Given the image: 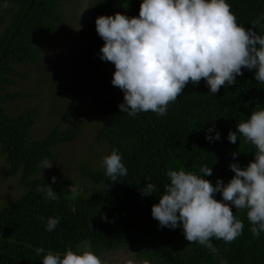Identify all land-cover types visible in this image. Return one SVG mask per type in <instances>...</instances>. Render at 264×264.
Listing matches in <instances>:
<instances>
[{"label": "trees", "instance_id": "trees-1", "mask_svg": "<svg viewBox=\"0 0 264 264\" xmlns=\"http://www.w3.org/2000/svg\"><path fill=\"white\" fill-rule=\"evenodd\" d=\"M9 1L13 4L9 20L0 30V153L8 165L4 177L19 175L26 190L0 210V264H41L36 248L64 252L69 247L74 251L90 249L104 262V252L126 248L135 250L144 264H264V233L252 235L246 210L230 205L236 217L244 221L243 234L231 243L213 239L216 254L198 243L189 244L180 227H160L151 215V206L169 182V167L198 173L202 166H211L212 175L204 178L213 184L217 178L227 183L234 175L230 163L244 167L254 159L253 145L243 137L230 143L227 134L236 131V124L247 119L251 111L264 107V84L255 80V70L242 69L236 84L221 87L215 95L209 93L203 79L196 85L189 83L169 104L166 116L151 111L136 116L120 113L118 105L123 97L117 101L109 96L112 78L100 73L103 60L99 52L104 41L96 32L95 18L124 14L127 7L138 11L140 0H92L81 70L68 85L69 99L62 119L90 97L92 105L106 116L92 143L104 147L102 158L118 150L128 174L111 182L102 165L80 164V173L90 186L56 173L40 174L42 162L58 156L53 148L77 138L82 124L62 128L60 121L34 139L31 131L37 109L9 115L3 106L27 95L10 89L17 84V77L24 76L19 66L42 64V38L60 34L64 20L57 0ZM228 3L245 28L264 13V0ZM254 30L264 35L261 28ZM213 126L209 134L214 136L218 131L220 140L209 142L205 133ZM233 152H238L235 159ZM52 176L57 178L55 183ZM148 182L156 185V193L142 194ZM44 184L53 187L57 201L45 199L44 193L36 191ZM214 198L220 200V193ZM50 216L60 218L52 232L40 219Z\"/></svg>", "mask_w": 264, "mask_h": 264}, {"label": "clouds", "instance_id": "clouds-1", "mask_svg": "<svg viewBox=\"0 0 264 264\" xmlns=\"http://www.w3.org/2000/svg\"><path fill=\"white\" fill-rule=\"evenodd\" d=\"M8 7V0H2L0 9ZM251 25L245 28L237 22L228 0H140L138 16L120 12L97 16L95 29L104 41L100 59L114 65L111 84L123 92L120 113L136 116L151 111L166 116L169 104L189 83L196 85L203 79L209 93L215 95L221 87L236 84L242 69L255 70V80L264 84V35L254 30H264V13ZM213 131L214 126L206 130L209 142L220 140L218 131L209 134ZM239 137L255 147L254 159L244 167L230 163L234 175L227 183L217 178L213 184L204 178L212 175L211 166H202L198 173L169 167V182L151 206V215L160 227L182 228L189 244L198 243L213 254L218 253L213 239L231 243L243 234L244 221L230 205L246 210L254 237L264 233V107L251 111L236 124V131L227 134L233 144ZM231 155L235 159L238 152ZM101 163L111 182L128 174L116 149ZM50 167L52 161L42 162L41 169ZM51 180L55 183L57 178ZM36 191L44 193L45 199H59L48 184ZM141 192L154 194L156 185L148 182ZM216 193L220 200L214 198ZM40 219L49 232L60 223L56 216ZM35 252L42 257L41 264H104L87 248L74 251L69 247L64 252L36 248Z\"/></svg>", "mask_w": 264, "mask_h": 264}, {"label": "rangeland", "instance_id": "rangeland-1", "mask_svg": "<svg viewBox=\"0 0 264 264\" xmlns=\"http://www.w3.org/2000/svg\"><path fill=\"white\" fill-rule=\"evenodd\" d=\"M8 2L7 9H0V30L9 20L10 8L13 4L9 0ZM57 2L64 20L61 26L62 32L42 38V64L19 66V70L24 76L17 77V84L10 89L27 93V95L7 102L3 108L9 115L36 108L35 122L31 131V136L34 139L44 136L53 125L60 121L62 128L73 124H82V133L77 138L53 148L58 152V156L49 160L52 161V167L42 169L40 174L56 173L62 178L72 179L76 183L90 186L88 179L80 173V164L87 167L102 165L105 149L94 145L92 138L96 130L105 122L106 116L92 105L88 96L89 100L83 102L66 118L62 119L61 112L69 99L68 90L70 88L68 85L72 84L75 75H78L81 70L82 49L87 39L93 3L92 0H57ZM84 7L88 8L80 14ZM124 14L130 17L138 16V11L127 7ZM78 24L80 29L76 30ZM113 72L114 65L111 62L103 61L101 75L112 78ZM108 94L117 101L123 97V92L115 86L110 89ZM7 168L8 165L0 153V210L10 205L26 190L19 181V175L4 177ZM103 254L107 262L104 264H129V261H132V264H144L133 249L120 248Z\"/></svg>", "mask_w": 264, "mask_h": 264}]
</instances>
